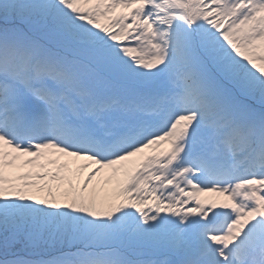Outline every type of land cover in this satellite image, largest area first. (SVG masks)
<instances>
[{
	"label": "snow or ice",
	"instance_id": "snow-or-ice-1",
	"mask_svg": "<svg viewBox=\"0 0 264 264\" xmlns=\"http://www.w3.org/2000/svg\"><path fill=\"white\" fill-rule=\"evenodd\" d=\"M0 264H264V0H0Z\"/></svg>",
	"mask_w": 264,
	"mask_h": 264
}]
</instances>
